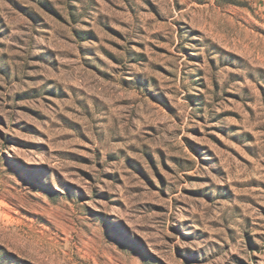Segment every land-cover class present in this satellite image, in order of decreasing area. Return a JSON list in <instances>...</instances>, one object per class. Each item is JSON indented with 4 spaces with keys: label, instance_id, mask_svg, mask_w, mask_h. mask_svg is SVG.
Here are the masks:
<instances>
[{
    "label": "rangeland",
    "instance_id": "374dc122",
    "mask_svg": "<svg viewBox=\"0 0 264 264\" xmlns=\"http://www.w3.org/2000/svg\"><path fill=\"white\" fill-rule=\"evenodd\" d=\"M0 264H264V0H0Z\"/></svg>",
    "mask_w": 264,
    "mask_h": 264
}]
</instances>
